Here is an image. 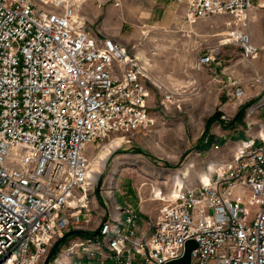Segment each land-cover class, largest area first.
Wrapping results in <instances>:
<instances>
[{
	"label": "built area",
	"instance_id": "2783aa9c",
	"mask_svg": "<svg viewBox=\"0 0 264 264\" xmlns=\"http://www.w3.org/2000/svg\"><path fill=\"white\" fill-rule=\"evenodd\" d=\"M85 1L0 0V264H42L74 229L85 233L48 264H166L182 256L189 239L197 243L189 264H264L263 123L211 164L208 180L188 185L181 177L183 184L174 181L163 195L152 187L151 199L162 201L152 223L142 225L139 210L119 202L92 223L99 204L89 148L114 140L120 146L156 119L147 102L154 84L148 63L89 31L80 12ZM175 1L185 3L189 24L218 14L242 24L264 4ZM231 36L246 57L256 55L248 33ZM212 58L204 53L197 64ZM173 94L165 92L158 105L171 106Z\"/></svg>",
	"mask_w": 264,
	"mask_h": 264
},
{
	"label": "rangeland",
	"instance_id": "374dc122",
	"mask_svg": "<svg viewBox=\"0 0 264 264\" xmlns=\"http://www.w3.org/2000/svg\"><path fill=\"white\" fill-rule=\"evenodd\" d=\"M156 3L86 0L80 8L89 31L122 44L148 63L155 84H149V97L155 104L148 106L156 119L149 130L133 131L120 146L114 140L103 148H89L92 177L97 179L92 195L99 204L92 209V223L99 220V213H112L116 202L138 209L142 225L152 223L162 203L151 199L152 187L166 194L177 176L185 177L188 185L196 184L212 163L230 157L239 142L238 132L255 135L259 124H264V4L251 8L242 24H236L230 14H218L191 24L181 16L183 25L164 26L160 25L164 13ZM236 31L249 34L256 48L254 57L244 55L231 36ZM204 53L213 58L198 65ZM236 87L242 89L241 97L234 94ZM168 91L174 93L175 101L160 107L158 100ZM240 111L244 126L238 123L234 130L221 128L217 121L209 125L217 114L222 121H230ZM205 132L213 134L214 142L208 143ZM97 166L101 168L94 175ZM74 236L63 239L57 252ZM72 258L79 261L78 253Z\"/></svg>",
	"mask_w": 264,
	"mask_h": 264
},
{
	"label": "crops",
	"instance_id": "0c3cea01",
	"mask_svg": "<svg viewBox=\"0 0 264 264\" xmlns=\"http://www.w3.org/2000/svg\"><path fill=\"white\" fill-rule=\"evenodd\" d=\"M156 4H157L158 10L164 13L163 17L161 19V24L160 25H164V26L172 25V26H175L178 23L183 25L181 16L183 17L185 9H186V5H185L184 2H179L178 3L175 0H157ZM157 23H160V22L157 21ZM147 102H148L149 105H151L150 103H152V102L155 104V101L151 97L147 98ZM236 136H237L238 139H241V138L245 137V134L241 133V132H238L236 134ZM177 177H179V176H177ZM202 179H203V177H202Z\"/></svg>",
	"mask_w": 264,
	"mask_h": 264
},
{
	"label": "water",
	"instance_id": "95a60500",
	"mask_svg": "<svg viewBox=\"0 0 264 264\" xmlns=\"http://www.w3.org/2000/svg\"><path fill=\"white\" fill-rule=\"evenodd\" d=\"M85 231L81 229H74L71 231L66 232L61 238H59L50 249L49 253L46 255L44 261L42 264H48L51 257L57 252L59 243L65 239L67 236L78 234L82 235ZM197 246V243L194 239H189L185 242L184 252L181 257L168 261L166 264H189L190 257H191V251Z\"/></svg>",
	"mask_w": 264,
	"mask_h": 264
},
{
	"label": "trees",
	"instance_id": "16d2710c",
	"mask_svg": "<svg viewBox=\"0 0 264 264\" xmlns=\"http://www.w3.org/2000/svg\"><path fill=\"white\" fill-rule=\"evenodd\" d=\"M244 112L240 111L238 115H236L232 120L230 121H222L221 119V116L220 114H217L216 116H213L212 119L209 121V125L213 122H218L220 127L221 128H231V129H235L236 125L239 123V124H243V126L245 125L244 124V121L242 120L243 119V115ZM208 128V127H207ZM204 135H209L208 136V143H212L214 142V139H213V136H210V135H213L209 132H205ZM201 144V142L199 143ZM209 145V144H208Z\"/></svg>",
	"mask_w": 264,
	"mask_h": 264
},
{
	"label": "bare ground",
	"instance_id": "6f19581e",
	"mask_svg": "<svg viewBox=\"0 0 264 264\" xmlns=\"http://www.w3.org/2000/svg\"><path fill=\"white\" fill-rule=\"evenodd\" d=\"M111 144H112V146L114 145V146H113L114 148L117 147V143H111ZM104 161H105V158L101 161V163H104ZM211 167H212V166H211ZM211 167H210V168H211ZM100 168H101V166H97L96 168H94V169H93V174L96 175V174L98 173V171L100 170ZM175 179H176L175 181H176L177 184H181V183H182V182L180 181L181 178L176 177ZM95 180H96V179H95ZM203 180H204V181L208 180V174H207V173L204 174V176H203ZM182 184H183V183H182ZM67 257H68V255H66L65 258H67ZM63 261H66V260L64 259Z\"/></svg>",
	"mask_w": 264,
	"mask_h": 264
}]
</instances>
